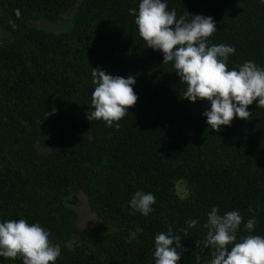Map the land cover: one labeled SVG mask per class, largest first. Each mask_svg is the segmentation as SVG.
I'll use <instances>...</instances> for the list:
<instances>
[{
	"label": "trees",
	"instance_id": "obj_1",
	"mask_svg": "<svg viewBox=\"0 0 264 264\" xmlns=\"http://www.w3.org/2000/svg\"><path fill=\"white\" fill-rule=\"evenodd\" d=\"M139 2L0 0V25L11 36L0 43V222L39 223L60 246L56 264H155V236L169 227L181 238L177 264H209L204 224L213 207L220 215L240 213L238 241L264 236V108L254 102L249 120L234 118L212 130L204 115L210 103L184 98L186 85L173 63L163 64L162 53L139 36L129 15ZM162 2L177 18H213L217 31L207 43L235 49L229 70L246 61L264 68L262 0ZM68 11L61 32L30 25L63 20ZM92 68L135 77L138 99L119 129L92 118ZM84 108L91 117L85 130L53 115ZM49 128L54 137L45 136ZM178 181L187 190L183 199ZM136 191L156 198L148 216L130 207ZM72 193L85 195L91 212L115 229H78L66 202ZM252 218L248 233L244 224ZM192 219L197 224L189 228ZM0 264L22 259L0 257Z\"/></svg>",
	"mask_w": 264,
	"mask_h": 264
},
{
	"label": "clouds",
	"instance_id": "obj_2",
	"mask_svg": "<svg viewBox=\"0 0 264 264\" xmlns=\"http://www.w3.org/2000/svg\"><path fill=\"white\" fill-rule=\"evenodd\" d=\"M15 15L20 17L19 9L15 10ZM129 15L135 16L138 34L147 48L161 52L163 64L173 63L175 73L186 85L184 98L190 102L202 100L210 103V109L204 115L212 130L230 126L234 118L249 120L252 113L248 107L254 102L264 108V68L246 61L238 70H229L227 61L235 49L224 44L209 46L207 43L217 31L212 17L191 15L190 21L185 15L177 18L176 10L169 11L167 3L162 0H140L138 12L129 9ZM9 24L16 28L12 20ZM91 76L95 86L91 94L93 120H102L107 127L119 129V121L138 99L132 87L135 77L113 76L99 68H92ZM155 203L153 194L136 191L130 207L148 216ZM242 220L235 210L220 215L218 208L213 207L207 214L204 246L213 250L209 264H264V236L249 234L237 240ZM186 223L193 228L197 221L192 219ZM255 225L256 220L252 218L244 228L252 233ZM136 231L142 232V229ZM49 237L50 233L39 223L30 224L25 219L0 222V257L21 258L22 264H56L61 249ZM180 241V236L174 235L171 227L167 232L157 234L155 264H177L181 259ZM229 245H232L230 250ZM196 259L200 261L199 256Z\"/></svg>",
	"mask_w": 264,
	"mask_h": 264
},
{
	"label": "rangeland",
	"instance_id": "obj_3",
	"mask_svg": "<svg viewBox=\"0 0 264 264\" xmlns=\"http://www.w3.org/2000/svg\"><path fill=\"white\" fill-rule=\"evenodd\" d=\"M70 15L71 11H68L63 14V20L57 22L33 21L30 23V25L40 30L58 33L67 28L68 18ZM10 37V34L4 31L0 25V43L9 39ZM53 115L56 117L71 119L77 122L80 125V128L83 130L86 129L87 124L91 119L88 108H84L83 110L77 112H73L68 109H58L53 112ZM56 133L57 131L54 128H49L45 131V136L48 138L54 137ZM176 191L181 197H184L185 193H187L185 184L182 181H178L176 183ZM66 202L76 212V226L78 229L88 230L90 228H103L107 231H112L115 229L110 224L106 223L93 212H91L85 195L80 193H72L67 197Z\"/></svg>",
	"mask_w": 264,
	"mask_h": 264
}]
</instances>
